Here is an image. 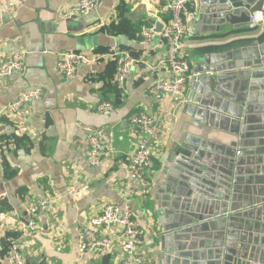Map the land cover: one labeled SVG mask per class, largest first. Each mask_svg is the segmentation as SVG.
<instances>
[{
	"label": "crops",
	"instance_id": "obj_1",
	"mask_svg": "<svg viewBox=\"0 0 264 264\" xmlns=\"http://www.w3.org/2000/svg\"><path fill=\"white\" fill-rule=\"evenodd\" d=\"M0 21V62L17 53L24 56V70L4 80L0 87V145L5 154L0 161V240L19 238L30 264H121L118 246L110 253L95 251L82 255L79 232L90 225L106 203L124 204L129 178V157L136 148L139 129L127 122L136 111L161 113L163 135L154 149V166L149 172L152 188L145 201H133L141 225H151L150 208L158 209L159 189L168 155L176 143L196 133L192 118L164 96L149 93L151 85L171 76L161 62L168 48L162 39L145 41L140 36L145 23L163 24L167 16L159 12L163 0H102L96 11L72 12L76 0H2ZM191 32L184 51L192 64L186 98L193 89L195 55L202 49L223 53L259 38L264 26L196 33L198 5L189 6ZM201 26V25H200ZM201 28V27H200ZM198 28V30L200 29ZM79 51L102 58L82 64L72 80L59 70L65 52ZM124 51L140 61L123 87L116 81V60L112 52ZM40 87L43 97L18 111L7 105L20 92ZM112 102L109 114L96 111L98 103ZM100 131L114 152L106 153L100 166L89 163V130ZM216 131V130H215ZM198 133V132H197ZM221 136H226L220 133ZM264 165V164H263ZM87 182L90 192L82 199L69 193L72 185ZM254 185H264L255 181ZM264 187V186H263ZM51 199L39 217V229L22 234L19 222L28 216V204L37 198ZM156 225L157 215H155ZM112 234L116 235L115 229ZM160 242L154 230L142 245L147 264H162ZM0 264H9L0 254Z\"/></svg>",
	"mask_w": 264,
	"mask_h": 264
},
{
	"label": "water",
	"instance_id": "obj_2",
	"mask_svg": "<svg viewBox=\"0 0 264 264\" xmlns=\"http://www.w3.org/2000/svg\"><path fill=\"white\" fill-rule=\"evenodd\" d=\"M193 2L196 33L249 27L264 12V0ZM252 40L194 57L179 108L196 133L169 153L160 207L150 208L162 264H264V185H254L264 180V41Z\"/></svg>",
	"mask_w": 264,
	"mask_h": 264
},
{
	"label": "built area",
	"instance_id": "obj_3",
	"mask_svg": "<svg viewBox=\"0 0 264 264\" xmlns=\"http://www.w3.org/2000/svg\"><path fill=\"white\" fill-rule=\"evenodd\" d=\"M194 0H163L159 12L166 15L163 21L162 31H157L154 23H145L141 27L140 36L145 41L162 39L168 48L163 62L171 76L154 82L149 88L153 96H164L170 101L185 100L189 79L192 75V64L184 51L185 39L191 32L189 20V6ZM102 0H76L72 12L74 14H88L99 9ZM3 10V1L0 0V21ZM252 28L264 26V12L257 11L252 14ZM116 60V81L123 87L133 70L139 64V59L128 52L118 51L109 54ZM102 57L89 55L84 52L71 51L61 55L58 70L68 79H74L78 67L82 64H92ZM24 70V56L17 53L10 59L0 62V87L4 80L16 72ZM44 91L40 87L23 90L11 101L6 109L18 111L28 102L39 100ZM96 111L100 114H109L116 110V106L109 101L98 103ZM161 113L147 111H136L132 113L127 122L139 129V135L135 150L129 157L130 182L126 187L125 202L118 204L108 202L99 215L94 216L90 225L82 227L79 232L78 248L82 255L100 251L110 253L116 246L122 254L121 264H147L148 257L142 251V245L153 231V220L151 225H141L133 209V201H145L151 192L152 181L149 172L154 166V149L161 141L163 125ZM89 163L92 166H100L106 153L114 152L112 144L107 140L113 138V133L108 132L102 138V134L95 128L89 127ZM5 154V147L0 145V161ZM90 192L87 182L72 185L69 193L77 199H82ZM51 203L49 197L33 199L28 204V216L19 222L20 232L27 234L39 229V217ZM5 213H0V221ZM151 218V213L149 215ZM115 229L116 235L112 234ZM4 253L9 264H30L23 253L19 238L0 240V254Z\"/></svg>",
	"mask_w": 264,
	"mask_h": 264
},
{
	"label": "trees",
	"instance_id": "obj_4",
	"mask_svg": "<svg viewBox=\"0 0 264 264\" xmlns=\"http://www.w3.org/2000/svg\"><path fill=\"white\" fill-rule=\"evenodd\" d=\"M10 209L9 205L4 204V207L0 209V213L4 212L5 210Z\"/></svg>",
	"mask_w": 264,
	"mask_h": 264
}]
</instances>
